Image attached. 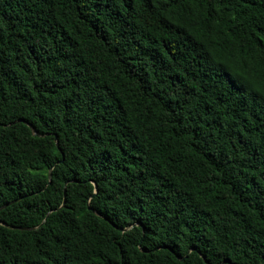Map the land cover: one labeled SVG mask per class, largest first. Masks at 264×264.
<instances>
[{
  "label": "trees",
  "instance_id": "16d2710c",
  "mask_svg": "<svg viewBox=\"0 0 264 264\" xmlns=\"http://www.w3.org/2000/svg\"><path fill=\"white\" fill-rule=\"evenodd\" d=\"M225 259L264 264V0H0V264Z\"/></svg>",
  "mask_w": 264,
  "mask_h": 264
},
{
  "label": "water",
  "instance_id": "95a60500",
  "mask_svg": "<svg viewBox=\"0 0 264 264\" xmlns=\"http://www.w3.org/2000/svg\"><path fill=\"white\" fill-rule=\"evenodd\" d=\"M25 123H27V122H25ZM29 125V124H28ZM125 230V229H124ZM224 263H230V261L228 260V259H225V260H223L220 264H224Z\"/></svg>",
  "mask_w": 264,
  "mask_h": 264
}]
</instances>
